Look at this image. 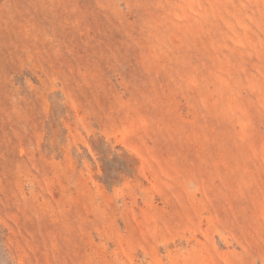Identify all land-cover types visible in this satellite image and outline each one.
<instances>
[{
	"label": "rangeland",
	"instance_id": "rangeland-1",
	"mask_svg": "<svg viewBox=\"0 0 264 264\" xmlns=\"http://www.w3.org/2000/svg\"><path fill=\"white\" fill-rule=\"evenodd\" d=\"M0 264H264V0H0Z\"/></svg>",
	"mask_w": 264,
	"mask_h": 264
}]
</instances>
